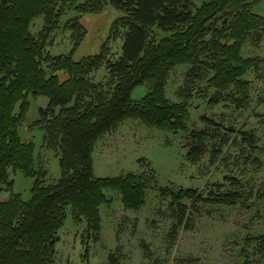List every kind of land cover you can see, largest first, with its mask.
<instances>
[{"label": "trees", "instance_id": "trees-1", "mask_svg": "<svg viewBox=\"0 0 264 264\" xmlns=\"http://www.w3.org/2000/svg\"><path fill=\"white\" fill-rule=\"evenodd\" d=\"M0 0V264H56V246L69 216L74 224H87L98 243L102 229L100 210L111 203L107 192L117 194L125 209L137 211L155 190V171L97 178L94 153L109 132L129 121L150 130L186 136V159L198 164L208 153L218 160L235 133L203 118L205 129L187 126L189 100L210 106L229 104L243 110L249 104L250 83L244 78L264 70V59H245L242 51L252 35L261 40L264 17L254 9L264 0ZM81 16L98 15L108 8L123 14L111 33L122 34V56L109 59L108 44L99 54L75 59L86 29L76 18L65 24L74 48L68 56L50 57L46 50L70 7ZM44 28L34 36L35 20ZM164 35L162 38L159 36ZM189 67L179 92L181 103L166 97L171 73ZM105 67L108 81L94 83L90 75ZM148 93L135 101L134 92ZM196 91V92H195ZM195 92V94H194ZM213 92V93H212ZM44 97L45 109L32 124L44 133L45 148L60 155L61 178L47 185V172L36 168V147L25 143L20 131L28 121L30 100ZM254 149L256 139L243 133L241 144ZM35 180L29 201L14 193L9 172ZM243 184L226 178L208 194L193 189H160L170 202L175 233L188 223L191 210L246 207ZM250 194L249 197H251ZM264 257V236L248 237ZM111 264H116L114 257Z\"/></svg>", "mask_w": 264, "mask_h": 264}, {"label": "rangeland", "instance_id": "rangeland-1", "mask_svg": "<svg viewBox=\"0 0 264 264\" xmlns=\"http://www.w3.org/2000/svg\"><path fill=\"white\" fill-rule=\"evenodd\" d=\"M200 0L197 6L204 2ZM71 6L61 20V26L53 35L46 54L50 57L68 56L74 42L72 32L65 24L80 18L86 29V36L76 50L75 59L81 60L99 54L108 44L109 59L117 61L122 56L123 37L111 33L112 25L123 14L108 8L98 15L81 16ZM254 13L264 17V1L257 5ZM44 28V18L34 21L31 32L37 36ZM164 35L159 36L162 38ZM245 59H264V35L259 41L252 35L242 51ZM189 67H177L168 80L166 97L173 103H181L180 90L185 85ZM98 84H106L108 72L105 67L90 75ZM245 81L250 83L249 104L243 110H236L229 104L210 106L198 93L190 105L187 126L190 131L205 129L203 118L221 125L225 130L235 131L231 143L222 156L214 161L208 153L201 162L194 165L187 161L186 136L150 130L136 121H129L109 132L98 143L94 153V173L97 178H116L127 174H142L143 166L155 171V190L145 197L144 206L131 211L125 209L121 198L107 192L111 203L101 208L102 229L100 240L94 242L87 230V224H74L69 216L60 232L56 246V264H264V257L248 237L264 236V70L249 73ZM146 87L138 88L133 98L140 101L146 94ZM213 93V92H212ZM48 100L39 97L30 100L28 121L20 131L25 143L36 147V168L47 172V185L57 183L61 178L60 155L48 151L44 146V133L32 124L39 119V110L45 109ZM252 134L256 139L254 149L241 144L242 134ZM226 178H236L244 186L246 207L202 208L191 210L188 223L175 233L171 218L170 202L163 201L160 189H193L208 194L215 186L226 184ZM14 183V193L29 201L35 180L22 173L9 172ZM250 194H252L251 197ZM10 199L9 193L0 197Z\"/></svg>", "mask_w": 264, "mask_h": 264}]
</instances>
